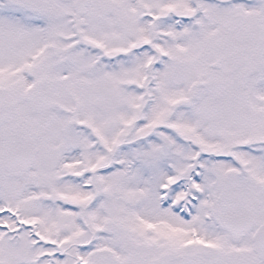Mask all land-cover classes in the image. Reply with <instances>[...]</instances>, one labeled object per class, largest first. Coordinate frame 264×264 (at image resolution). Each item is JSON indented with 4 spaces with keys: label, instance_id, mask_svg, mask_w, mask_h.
<instances>
[{
    "label": "snow or ice",
    "instance_id": "snow-or-ice-1",
    "mask_svg": "<svg viewBox=\"0 0 264 264\" xmlns=\"http://www.w3.org/2000/svg\"><path fill=\"white\" fill-rule=\"evenodd\" d=\"M0 264H264V0H0Z\"/></svg>",
    "mask_w": 264,
    "mask_h": 264
}]
</instances>
